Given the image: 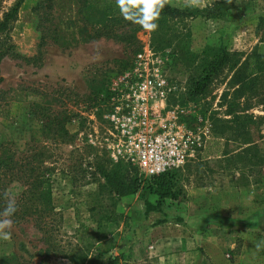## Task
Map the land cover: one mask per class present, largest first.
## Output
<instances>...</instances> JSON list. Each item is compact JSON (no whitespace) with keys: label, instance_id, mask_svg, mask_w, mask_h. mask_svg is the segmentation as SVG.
<instances>
[{"label":"rangeland","instance_id":"374dc122","mask_svg":"<svg viewBox=\"0 0 264 264\" xmlns=\"http://www.w3.org/2000/svg\"><path fill=\"white\" fill-rule=\"evenodd\" d=\"M39 1H24L12 37L21 56L34 58L39 54L41 37L46 36L42 57L32 62L6 58L2 63L0 110L9 108L11 119L0 116V145L11 149L16 158L33 150L45 153L59 228L55 235L57 253L45 257L43 234L33 223L16 226L12 222L11 240H0V258H7L10 264H72L67 254L75 251L87 254L84 264H107L110 256L119 257V264L181 263L176 259L182 249L177 240L172 244L159 242L183 235L190 237L192 252H200L199 259L193 258V262L214 264L207 251L213 250L212 245H202L195 239L198 233H207V216L200 222L204 225L198 227H192V217L198 205L207 212L214 199L225 198L231 200V211H235L231 207L236 202L248 206L247 215L240 214L244 220L251 217L252 203L257 204L262 215L258 214V234L251 235L248 243L238 235H227V227L221 230L224 234L215 246L223 253L219 264H264V168L258 162L264 152L253 154L251 162L236 158L229 163L226 158L239 153L241 146L231 142L227 148L231 153L224 158V148L213 143L214 113L222 120L232 119L224 100V95L235 88L230 68L225 67L202 94L195 95L202 58L208 49L224 47L239 61L255 50L264 53V42L258 34L264 0H204L203 6L195 9L213 11L219 17L176 20L162 47L153 31L143 28L135 33V41H125L121 33L117 37L90 39V29L72 0H60V5L50 10L49 22L42 23L32 11ZM108 1L116 4V0ZM11 5L8 2L5 7ZM170 5L180 10L187 8L185 0H171ZM147 48L164 62L168 111L175 113L179 125L199 133L204 142L193 159L172 173L179 179L185 198L176 202L167 199L162 213L149 215L145 214V201L155 203L157 195L140 189L120 197L103 187L107 181L102 174L120 165L128 169L130 178H139L142 186L152 181L132 162L113 160L107 141L111 89L135 67L137 55ZM250 112L264 116L260 107ZM57 117L65 122L68 136L47 131V119ZM53 126L51 130H55ZM261 132L264 134V121ZM259 136L260 133L256 135L258 142ZM6 153L5 149L0 151V155ZM23 190L22 185L14 184L10 193L17 197ZM238 217L239 214L235 218ZM161 220L167 222L157 224ZM157 245L163 249L160 256L151 248ZM190 258L192 255L189 261Z\"/></svg>","mask_w":264,"mask_h":264},{"label":"trees","instance_id":"16d2710c","mask_svg":"<svg viewBox=\"0 0 264 264\" xmlns=\"http://www.w3.org/2000/svg\"><path fill=\"white\" fill-rule=\"evenodd\" d=\"M25 0H0V95L1 86L4 82L2 76V63L6 58H13L32 62L42 57L41 50L45 45V37H41L39 54L34 58H25L17 51L16 44L12 37L14 25L19 17L20 9ZM12 2V5L5 7V4ZM77 3V12L81 20L90 29L87 35L95 40L99 37H117L121 33L125 41H135V33L142 27L132 21L125 20L118 11L117 4L108 0H72ZM60 5V0H40L33 8V13L40 17L42 23L49 22L50 10ZM206 13V14H205ZM201 12L192 7L184 10L166 5L161 11L160 17L155 23L158 28L153 31L154 39L158 41L159 46L165 43L166 36L171 25L176 20L187 18H196L199 16L207 18L219 17V14L210 12ZM132 32H129L131 31ZM45 33V28L42 34ZM258 34L261 36V42H264V17H261L258 25ZM122 37V36H121ZM121 38V39H124ZM202 58L201 71L196 80L195 95L204 92V88L217 76L225 67H229L233 73L231 84L235 87L233 92L224 95L225 102L228 103V115L231 120H222L216 117L214 113V141L216 146L224 148L221 156L226 158L231 152L227 150L231 142L241 146V151L236 155L232 154L225 161L233 162L236 158L251 162L253 154L264 152V134L261 132L264 116H255L251 113L253 107H260L264 112V53L258 50L248 54L244 61L237 60L236 55L232 54L226 48H210L205 52ZM243 101V102H241ZM241 108L242 110H237ZM0 116L5 119H11L9 108L3 107L0 110ZM46 126L48 132H57L61 137L69 135L66 124L59 118L47 119ZM55 130H51V125ZM51 130V131H50ZM260 133V142L256 140V135ZM62 141H65L64 139ZM224 144L222 145V143ZM0 145V151L5 149L6 155H0V219H5L3 212L7 207L8 200L14 199L17 211L7 217L13 224L20 226L25 223H33L34 227L43 234L45 257L52 256L55 252L57 239L55 235L59 232L56 213L52 206L50 167L47 164V158L42 151L33 150L23 158H16L11 149ZM258 162L264 168V157L258 156ZM175 171V170H174ZM126 167L120 165L113 166L110 170L105 169L102 174L107 181L105 188H109L112 193L123 197L136 194L140 189H147L150 193L158 196V201L152 203L145 201V214L153 212L162 213L166 200L180 201L185 198L183 189L179 187L180 181L173 171L159 176H153L148 185L142 186L139 178H130ZM14 184H20L24 190L13 197L10 188ZM182 222L181 219H178ZM166 220L158 221L157 224L166 223ZM82 252H73L67 254L72 264H84L87 260V254ZM120 258L110 256L107 264H119ZM7 258H0V264H10ZM42 264V263H41Z\"/></svg>","mask_w":264,"mask_h":264},{"label":"built area","instance_id":"2783aa9c","mask_svg":"<svg viewBox=\"0 0 264 264\" xmlns=\"http://www.w3.org/2000/svg\"><path fill=\"white\" fill-rule=\"evenodd\" d=\"M163 65L148 48L138 54L135 67L111 89L107 115L110 156L132 162L148 177L184 167L204 146L199 133L179 125L175 113L168 111Z\"/></svg>","mask_w":264,"mask_h":264},{"label":"crops","instance_id":"0c3cea01","mask_svg":"<svg viewBox=\"0 0 264 264\" xmlns=\"http://www.w3.org/2000/svg\"><path fill=\"white\" fill-rule=\"evenodd\" d=\"M231 193H235L234 190H231ZM231 200L228 199H223L221 200V198H217L214 199V204L213 206L210 205L209 208L207 209V212H205L204 210L201 209L200 205L197 206L196 209V213L193 214L194 216L192 217V227L194 226H201L204 225L203 223H200L201 221H204V219L207 216V220L205 219V221H207V233H204V231H202L201 233L197 234V237H195L197 242H200L202 245H204V243H207L208 245H212V251L211 250H207L209 253H211V258H212V262L214 264H219L221 260V255H223L222 251L220 248L215 247L217 245L216 241L219 239L218 237L222 234H224L223 232H221L222 229L224 228H229L224 229L225 231H230L229 234L227 235H238L239 237H243L245 239V242L248 243L249 242V237H251V235H257L258 234V227L260 226V224L258 223L259 219H258V214L260 213L262 215V212H260L261 210H258V206L256 203H252L253 204V208H249V211L251 214L250 219H248L246 217L247 220H244L241 215H247L248 213V206H246L245 204H241V206L239 205L238 202H236V206H234L235 204L232 205L231 208H233L235 211H231L230 209H228V203H230ZM220 204V206H219ZM233 212H235L233 214ZM242 213V214H241ZM239 214L238 218H235L237 215ZM241 214V215H240ZM229 222V223H228ZM224 223V224H223ZM164 226V225H163ZM179 226V225H177ZM229 226V227H228ZM164 228H167L166 226H164ZM158 229H163L162 226H159ZM204 229V227H203ZM227 233V232H226ZM177 240L176 244H180L182 246V249H179V253L176 254V259H179L181 261V263H169V264H199L198 262H193V258H195V261H197L199 259V251H195L192 252L193 249H191V247L194 248V246L191 244L190 242V237L187 236H183L181 235L180 237H178L177 239L174 237H168L165 240H162L159 243H162V245L164 244L163 242L166 241H170L172 244V241ZM170 244V243H169ZM189 247L187 248L186 247ZM203 246H200V248ZM153 250V253H155L157 256H160L163 254V249L160 246H152L151 247ZM198 249V248H197ZM243 253H246V250L243 251ZM192 255V258H190V261L188 260L189 257ZM243 257L240 258L239 262H243ZM164 260V259H163ZM166 260V259H165ZM164 260V261H165ZM158 261V260H157Z\"/></svg>","mask_w":264,"mask_h":264},{"label":"clouds","instance_id":"9594fccd","mask_svg":"<svg viewBox=\"0 0 264 264\" xmlns=\"http://www.w3.org/2000/svg\"><path fill=\"white\" fill-rule=\"evenodd\" d=\"M170 3L171 0H116L124 19L139 24L147 31H155L158 28L155 21L159 19L164 7ZM203 3L204 0H185V6L192 8L202 7ZM16 211L15 200L9 199L3 212L5 219H0V240H11L12 221L7 217H10ZM5 229H8V231H5Z\"/></svg>","mask_w":264,"mask_h":264}]
</instances>
